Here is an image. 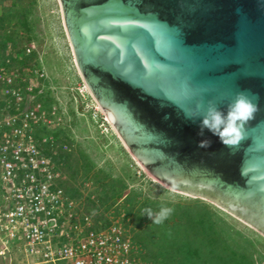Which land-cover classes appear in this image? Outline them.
<instances>
[{
  "label": "water",
  "instance_id": "1",
  "mask_svg": "<svg viewBox=\"0 0 264 264\" xmlns=\"http://www.w3.org/2000/svg\"><path fill=\"white\" fill-rule=\"evenodd\" d=\"M59 1L86 84L145 170L264 234V0ZM240 91L259 111L238 148L185 117L209 101L226 114Z\"/></svg>",
  "mask_w": 264,
  "mask_h": 264
},
{
  "label": "rangeland",
  "instance_id": "2",
  "mask_svg": "<svg viewBox=\"0 0 264 264\" xmlns=\"http://www.w3.org/2000/svg\"><path fill=\"white\" fill-rule=\"evenodd\" d=\"M12 2L18 5L14 11H26L35 25L36 38L32 42L37 45L38 55L26 66H17L31 79V69L46 71L47 79L39 81L44 86L40 98L47 108L56 106L62 116L58 129L60 142L68 146L64 162L70 194L84 204L97 224L102 227L114 219L123 224L133 235L139 264H178L180 248L197 246L206 239L195 224L202 215L206 226L214 227L222 247H230L238 256L245 255L251 264H264L262 232L210 200L159 184L128 150L78 67L60 1L0 0V16ZM21 32L20 38L16 37L20 49L33 34L23 28ZM13 48L9 45L5 55L16 54ZM88 182L90 189L85 188ZM161 205L174 209L162 225L141 216L142 209L158 211ZM169 237L177 243L168 242ZM21 261L15 251L12 264ZM0 264L10 262L0 258Z\"/></svg>",
  "mask_w": 264,
  "mask_h": 264
},
{
  "label": "built area",
  "instance_id": "3",
  "mask_svg": "<svg viewBox=\"0 0 264 264\" xmlns=\"http://www.w3.org/2000/svg\"><path fill=\"white\" fill-rule=\"evenodd\" d=\"M25 55L37 53L35 42ZM16 54L0 62V258L20 264H139L133 235L116 219L100 227L66 190L62 116L41 100L43 68L26 76ZM86 189L91 188L88 182Z\"/></svg>",
  "mask_w": 264,
  "mask_h": 264
},
{
  "label": "trees",
  "instance_id": "4",
  "mask_svg": "<svg viewBox=\"0 0 264 264\" xmlns=\"http://www.w3.org/2000/svg\"><path fill=\"white\" fill-rule=\"evenodd\" d=\"M17 6L18 5H16L15 2H12V5L8 9L3 10L2 15L0 16V31H2V34H0V62L3 61V57L5 58L8 55H5L7 52L6 50L9 45H11V49L14 47L13 50H16L15 53L18 57L16 60L17 63H21V65L26 66L28 60H37L38 55L37 53H34L31 56H26L24 47L21 49L16 47V37L20 38L22 33L21 28H23L29 33L33 32L31 39L26 45L30 44L32 41H35L33 40L36 38V35L34 36L35 25L30 21L26 11L23 10L21 14H18L17 11H14V8ZM48 133L53 134L56 139L60 140L61 130L59 131L58 129L53 132L43 130L40 132V135ZM63 159H65V155L63 156ZM65 187L67 192L70 194L67 183ZM123 201L125 200L123 199ZM126 210L127 209H125V211ZM108 224L109 221L106 222L104 226H107ZM195 224L200 228L203 236L206 239H202V242L198 243L199 245L197 246L187 244L183 249L180 248V256L179 258H176L178 264H251L250 260H248L245 255L238 256L234 250L230 249V247H222L219 244L217 233L215 232L214 227L212 225L206 226L205 218L202 215L198 218ZM173 238L171 239L169 237L170 241L168 242L177 243Z\"/></svg>",
  "mask_w": 264,
  "mask_h": 264
},
{
  "label": "clouds",
  "instance_id": "5",
  "mask_svg": "<svg viewBox=\"0 0 264 264\" xmlns=\"http://www.w3.org/2000/svg\"><path fill=\"white\" fill-rule=\"evenodd\" d=\"M258 97L251 96L247 92H237L232 101L227 105L226 114L215 103L209 101L206 110L197 112L195 115L185 113L186 119L196 121L201 120L200 135H203L204 129L209 130L213 135L219 137L220 141L229 148H238L240 142L246 138V124L255 118V114L259 111L258 103L254 102ZM165 119H168L165 116ZM201 148L210 146L209 140H202L198 144ZM242 175H246L243 167ZM174 209L165 205H161L158 211L152 208H144L141 216L146 215L152 224L162 225L167 220Z\"/></svg>",
  "mask_w": 264,
  "mask_h": 264
},
{
  "label": "bare ground",
  "instance_id": "6",
  "mask_svg": "<svg viewBox=\"0 0 264 264\" xmlns=\"http://www.w3.org/2000/svg\"><path fill=\"white\" fill-rule=\"evenodd\" d=\"M105 116H106V118H107V120L111 123V121H110V119H109V117L107 116V114L105 113ZM154 179V178H153ZM156 182H158L159 184H160V182L159 181H157L156 179H154Z\"/></svg>",
  "mask_w": 264,
  "mask_h": 264
}]
</instances>
